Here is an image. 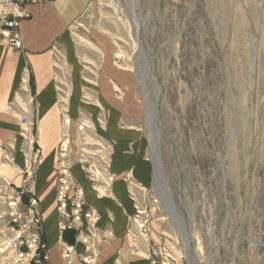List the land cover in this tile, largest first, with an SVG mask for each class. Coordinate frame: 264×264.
Here are the masks:
<instances>
[{"label":"rangeland","instance_id":"rangeland-1","mask_svg":"<svg viewBox=\"0 0 264 264\" xmlns=\"http://www.w3.org/2000/svg\"><path fill=\"white\" fill-rule=\"evenodd\" d=\"M79 19L86 23L79 34L93 26L107 33L116 66L137 73L153 183L136 230L145 236L154 223L165 264H189L186 246H193L198 264H264V0H92ZM139 72L158 112L156 181ZM84 134L89 140L90 132ZM23 153L16 172L8 153L0 152V264H35V223L9 189L31 169ZM29 174L26 186L34 187L35 172ZM156 190L166 195L193 245L185 243ZM36 208L41 238L38 201ZM17 230L30 249L11 241Z\"/></svg>","mask_w":264,"mask_h":264},{"label":"crops","instance_id":"crops-1","mask_svg":"<svg viewBox=\"0 0 264 264\" xmlns=\"http://www.w3.org/2000/svg\"><path fill=\"white\" fill-rule=\"evenodd\" d=\"M91 1H30L16 27L23 48L8 47L0 35V152L8 153L17 172L23 168V150L29 157L39 151L33 185L47 264H66L63 243L75 248L73 264H88L78 256L86 254L81 240L87 235L84 217L76 219L77 229L61 230L59 225L56 165L63 148L87 206L99 213L91 235L93 264H165L154 223L145 236L133 225L153 183L137 76L116 66L107 33L93 26L88 35L79 34L86 27L79 18ZM22 117L32 124L28 131ZM84 131L90 132L89 140L83 141ZM85 161L101 174L107 169L112 177L108 193H97L105 175L90 178ZM21 178H15L19 183L12 184L14 188L21 189Z\"/></svg>","mask_w":264,"mask_h":264},{"label":"built area","instance_id":"built-area-1","mask_svg":"<svg viewBox=\"0 0 264 264\" xmlns=\"http://www.w3.org/2000/svg\"><path fill=\"white\" fill-rule=\"evenodd\" d=\"M33 0H0V35L5 39L6 45L10 48L19 50L23 48V40L19 33L16 31V27L19 21L25 16V4ZM21 120L28 125L31 123L27 118L22 117ZM67 141V139H66ZM67 148H63L59 152V158L56 165L57 179H56V201H57V211L61 222L59 223L60 229H65L68 227H73L77 229L76 219L83 216L86 221L85 234L82 236V242L84 243V250L86 254H79L78 256L82 258L86 263L93 264L96 258V252L92 245L91 235L93 233V227L99 220V213L95 208L87 206L86 199L82 188L75 183L73 177L70 174L69 164L67 162ZM39 151L34 150L32 156L30 157L31 169H25L24 173L27 175L22 178L21 189H16L10 186L11 198H13L17 203H22L24 207L27 208V212L33 223L38 224L40 221V215L38 209L36 208L37 199L34 194V187L32 185L26 186L28 183L30 174L34 173L33 165L39 158ZM85 171L87 175L96 179L97 177L103 178V183L96 188L97 193L106 194L109 192V181L112 179L110 175L107 174V169L104 168L101 172L96 171L95 167L85 161ZM33 181V180H32ZM26 196V197H25ZM23 197L26 200H23ZM138 209L137 214L133 217V223L136 222L138 216L142 213ZM144 212V210H143ZM32 235L34 237L33 241L39 238L38 244L34 245L32 250V259L35 264H47L45 246L40 242L39 228H34ZM23 235L21 230H17L11 237V241L21 243L19 248L30 249V245L23 243ZM27 244V245H26ZM27 250V249H25ZM76 254L75 248L72 244L63 243L61 248V255L66 264H73L74 255Z\"/></svg>","mask_w":264,"mask_h":264},{"label":"bare ground","instance_id":"bare-ground-1","mask_svg":"<svg viewBox=\"0 0 264 264\" xmlns=\"http://www.w3.org/2000/svg\"><path fill=\"white\" fill-rule=\"evenodd\" d=\"M141 49V48H140ZM138 51H139V49H138ZM140 52V51H139ZM138 54V53H137ZM142 56V55H141ZM136 72H138V71H136ZM154 73V72H153ZM137 74V73H136ZM143 77H144V74H142L141 75V73L139 72V78H140V87H141V89H142V91H143V93L145 92V88H144V86H143V81H144V79H143ZM161 81V80H160ZM162 82V81H161ZM163 83V82H162ZM163 85V84H162ZM157 86V85H156ZM158 89V88H157ZM159 90V89H158ZM162 92V91H161ZM159 94V93H158ZM144 95H145V97H146V102L148 103V116H150V122H151V127H150V131H151V137H152V140H151V146H153V150H152V152H153V159H154V171H155V175H156V177H155V181L156 180H158L159 178H158V175H159V163H158V159H157V153H156V148L157 147H155L154 148V138H153V136L155 135V131H158V130H156V127H157V113H156V111H155V109H154V106L152 105H150V102H149V98L147 97V95H146V93H144ZM160 96V95H159ZM158 98V97H157ZM161 99V98H160ZM160 101V100H159ZM158 101V102H159ZM161 102V101H160ZM156 103V102H155ZM158 133H159V131H158ZM155 137V136H154ZM150 140V139H149ZM160 180V179H159ZM155 184H156V182H155ZM158 192V196H157V198L159 199V201L160 202H162V205L164 206V210L166 211V213L168 214V216L170 217H172L173 218V220H174V222H175V224H177L179 227V230H180V232H182V233H184V239H185V243H187V245H189L188 243H189V241H190V243H191V239H190V237L191 236H189V233L185 230V228H184V226H183V224H182V222L178 219V217L175 215V213L173 212V210H172V205L170 204V202H168V199L166 198V195H162V191H157L156 190V193ZM170 217V218H171ZM183 236V235H182ZM192 245L194 244V243H191ZM186 252H187V257H188V262H189V264H198L197 263V259H196V254H195V252H194V248H193V246L192 247H187L186 246Z\"/></svg>","mask_w":264,"mask_h":264},{"label":"trees","instance_id":"trees-1","mask_svg":"<svg viewBox=\"0 0 264 264\" xmlns=\"http://www.w3.org/2000/svg\"><path fill=\"white\" fill-rule=\"evenodd\" d=\"M23 200L25 201L26 200V198L25 197H23ZM40 242L42 243V239L40 238Z\"/></svg>","mask_w":264,"mask_h":264}]
</instances>
